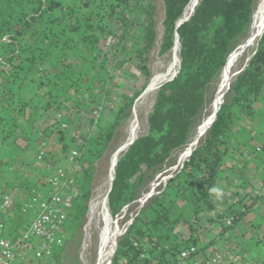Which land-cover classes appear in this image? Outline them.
<instances>
[{
	"label": "trees",
	"instance_id": "1",
	"mask_svg": "<svg viewBox=\"0 0 264 264\" xmlns=\"http://www.w3.org/2000/svg\"><path fill=\"white\" fill-rule=\"evenodd\" d=\"M143 1L0 0V41L7 51V61L10 64L8 70H0V78L5 77V82L17 85L19 89L28 84L36 92L46 94L48 101L45 108L51 102L60 105L63 101H59V98L66 91L89 92L92 95L94 82H90L88 75L95 72L98 65L104 66L105 55L108 53L101 49V45L108 42L113 31L109 29L106 19L115 20L116 16L121 22L124 31H121L118 48L124 47L134 26L133 19L126 17L125 10L134 3L137 12ZM190 1L163 0L164 34L161 54H170L178 37L180 68L172 80L159 88L155 104L148 116V132L139 136L119 158L112 189L108 194L109 211L114 218L141 197L165 165L176 163L174 157L178 151L194 143L229 55L252 26L257 0H200L189 19H185L184 12ZM148 5L149 12L141 24L144 26V47L140 54L152 49L158 37L154 5ZM181 20L183 21L179 24ZM7 34L13 35L15 44L7 45L2 42V37ZM46 44L54 45L56 49H51L52 52L49 47H45ZM17 48L19 53L16 55ZM50 54L64 65V70L52 76L51 71L38 68L49 63ZM68 56L75 59V62L67 64ZM100 56H103L101 64L98 62ZM53 64L49 67L56 71V65ZM145 66L144 63L145 74H148ZM31 73L34 76L38 74L39 79L33 77L30 81ZM86 81L88 84L83 86ZM19 91L10 87L6 93L19 94ZM141 92L118 106L113 119L101 126L100 135L85 136V145L80 149L83 167L77 177L78 190L73 221H70L74 225L73 236L85 222L88 213L90 185L94 176L92 161L102 157L109 149L117 130L124 125L127 114ZM20 99L16 109L24 115L27 106L35 108L40 105L39 102L35 104L34 97ZM262 99L264 28L258 37L257 48L249 57L244 70L230 84L205 139L184 161L176 176L169 178L164 194L170 190L177 195L184 194L200 211L215 209L216 202L222 198L215 197L212 189L217 187L225 157L229 152L228 138L235 119V110L253 117L257 113L256 104ZM43 100L44 96L41 102ZM92 111L89 114L92 115ZM0 120L3 122L4 116ZM3 126L4 133H8L10 128L5 123ZM58 126L59 122L56 121L50 135L61 133L64 137L65 130ZM8 136L10 138L12 133L9 132ZM72 140L75 142L74 138ZM12 143L11 140L7 145ZM64 145L68 146L66 143ZM63 153H68V150H63ZM26 188L32 191L30 184ZM164 194L153 198L143 207L136 215L135 222L128 226L129 230L118 239V249L116 253L114 251L115 256L113 253L112 264H121L124 260L127 264H180L184 261L181 258L183 250L197 245L198 241L194 236L187 241H181L179 224L183 213L173 217L171 211L176 199H165ZM243 200L240 201L243 203L241 209L234 205L229 207L234 218L233 226L252 209L256 199L249 194ZM226 215L227 213L221 214L213 219L222 224L225 232L230 229L225 224ZM141 254L145 256L141 257Z\"/></svg>",
	"mask_w": 264,
	"mask_h": 264
},
{
	"label": "crops",
	"instance_id": "2",
	"mask_svg": "<svg viewBox=\"0 0 264 264\" xmlns=\"http://www.w3.org/2000/svg\"><path fill=\"white\" fill-rule=\"evenodd\" d=\"M0 46L1 59L5 55L7 56V51L1 41ZM49 65L47 62L38 68L39 70L47 69V71H51V76L64 70L63 67L56 66V71H54ZM53 65L56 64L54 63ZM105 69L104 67V72ZM100 75L101 77L103 76V74ZM34 77L39 79L38 74ZM100 78L98 77L95 80L96 82L94 81L95 84L99 82V85L97 88H94L95 90L93 89L92 95L89 92L66 91L59 98V101L63 102L60 105L57 104L56 110L51 108L50 105L45 108L48 101L46 94L42 95L44 96V100L40 101L39 107L27 106L28 109L24 111L25 115L18 112L16 106H14L12 108L11 119L7 124V128H10L9 132L12 133L10 138L8 136L9 132L6 133L8 134L7 136L4 133V120L3 122L0 120V140L3 142L0 143L1 191L23 188L28 184L32 186V190L43 193L49 190L48 183L46 182L47 171L43 169V162L37 159L39 143L41 140L50 139L51 141L50 137L52 135H50V130L56 121L59 122L57 116L61 111L65 114L62 122L67 121L71 126L79 124V129H82L85 118L90 117V111L99 102L97 101L98 98L101 97V94L109 91L101 85ZM62 83L61 86L63 85ZM8 86L9 84L5 82V77L1 78L0 118L4 116L6 109L13 105L12 102H14L11 101L14 93H6L9 89ZM256 109L257 113L253 117H248L240 113V111L235 110V119L228 138L230 148L225 157L220 179L216 187L221 189V194L214 192L215 197H221L222 199L217 201L215 209L210 211H200L190 201L189 215L184 213L182 216L179 224L180 238L185 231L198 230V236L194 235V237L198 241L197 245L201 248L197 255H194L191 259L184 260L183 263L185 264H204L205 254H211L218 249L229 251L230 253V257H227L226 261L222 264H264V233H261V230L264 228V197H255L253 195L258 185H264V101H259L256 104ZM69 112L74 113L77 118L72 119L70 115H66ZM108 113H112V111ZM84 115L87 117H84ZM105 115L104 120L107 119ZM60 124L61 122H59L58 127H60ZM65 131L68 132L72 140L74 138L72 133L68 130ZM11 140L13 141V146L16 148L10 149L11 145L6 147V144ZM53 144L55 145L53 150H56L58 153L60 151L63 152L65 149L70 153V150L64 144ZM256 148H262L263 150L261 153L244 154L243 152L246 149ZM49 157L51 163L54 165H61L63 163L60 156H55L54 152L49 154ZM249 194L256 199L252 209L245 214L239 223L235 226H230V229L225 232L222 224L213 219L227 213L225 218L227 221L233 215L229 207L234 205L236 208L241 209L243 203L240 201H244V197L246 198ZM246 200L250 202V199L247 198ZM15 215L10 214L8 217V233L12 230L14 231V235L26 227L25 221H21L19 224L12 221ZM201 233L203 236H201ZM237 254L240 255L239 259L236 258Z\"/></svg>",
	"mask_w": 264,
	"mask_h": 264
},
{
	"label": "rangeland",
	"instance_id": "3",
	"mask_svg": "<svg viewBox=\"0 0 264 264\" xmlns=\"http://www.w3.org/2000/svg\"><path fill=\"white\" fill-rule=\"evenodd\" d=\"M258 1L259 0L256 1L254 12L256 10ZM148 3H151V5H154V20L156 22L158 37L152 49L144 51V53L140 54V51L144 47V42L142 40L144 26L142 27L141 24L143 23V21L145 20L147 16V13L149 12ZM140 7L141 8L137 10V12H135L136 6L134 3H131L130 7L125 10L126 17H128L130 20L131 18L133 19L134 26L131 30L130 36L127 38L125 42L124 47L118 48V46H120L118 43H119L121 31H124V28L122 27L121 22L116 19L117 18L116 16H114L115 20H111V18L106 19L107 23H109V29L111 28L113 31H112V36L109 38L108 42L102 43L101 49L104 50V52H107L108 54L106 53L107 55H105L106 58L104 60V66L100 67V65H98V69L95 72H91L88 75V79L92 83L96 79H98V77L99 78L101 77L100 74H103V76L100 78L99 81L102 82L101 85L104 88L106 87L110 91V94L108 91L107 93H105V95L112 96V100H111L113 103V108L111 110L112 113H107L105 115L107 116V119L102 121V125H105L107 121H110L113 119L116 113V110L120 104L125 103V101H128L132 97H135L136 93L142 91L141 94L138 96V98L135 100V103H134L135 105L136 101L144 94V92L148 88L149 83L151 82V80L153 79V77L155 76L157 72L158 74H168L169 75L166 81H164L165 83L171 80L176 75L179 69L180 63H177L176 61H172V52L170 54H165V55L161 54V44H162V39H163V34H164V26H163L164 2L163 0H144L142 4L140 5ZM188 17H185V18H188ZM248 33L234 50H236L238 47H240L244 43L245 39L248 36ZM45 47H49L50 50L56 49L54 45H50V44H46ZM256 48H257V41L252 47L251 55L256 50ZM51 51L53 52V50ZM251 55H249L246 59L243 60L244 63L242 62L240 69L238 73L234 76L232 82L237 78L238 74L244 70V67L247 65L248 59ZM102 57L103 56H100L98 59V62L100 64L102 61ZM111 58L112 60H110ZM48 61H49V64L55 63L56 66L64 68V65L60 63V61H58L53 54L49 55ZM70 62H75V59L68 56L66 58V63L68 64ZM144 63L146 65L145 69L148 71V74H145V70L143 67ZM104 67L106 68L105 72H104ZM33 77L34 75L33 73H31L29 80L30 79L32 80ZM87 84H88V81H86V83L83 86H86ZM92 84L94 85V88H97V86L99 85V82H97L96 84L95 83H92ZM219 86H220V80H219V84H217V87L215 88L214 96L209 100L211 101V103L208 105L206 109L205 116L203 117V121H204V118L209 114V112L212 109V104L215 100ZM10 87L15 88V90H20L19 91L20 93L19 94L15 93L12 95L11 101H14V102H12L13 105L9 106L5 111V114H4L5 125H7L11 119L12 108L14 106L18 107L20 103L19 101H21L20 97L23 100H27V99H30L31 97H34L33 101H35V104H37L38 102L40 103V101L42 100V93L39 91L36 92V90H34V87H32L31 85L27 84L19 89L17 85L9 84L8 88ZM225 96L222 99V101H224ZM156 97H157V94L155 97L151 98L150 109L141 113V124H140L141 130H139L138 137L143 134H146L149 130L148 116L150 112L152 111V108L155 104ZM261 101H264V99ZM133 107L130 109L129 113L127 114L124 125L121 126L117 130L115 138L112 141L109 149L103 154L102 157H99L96 160L92 161L93 166H94V171H93L94 176H93L92 183L90 185L91 199L89 202V209H88L89 214L87 213L85 217V222L80 228H78V230H76L77 234L75 236H73V229H74L73 222H68L67 224L62 226L60 230V235L63 238V242L60 247H57L54 250L53 256L49 259H45L40 262L33 260L32 263L30 264H95L96 258H97V249H98V244H99L100 233L103 229L102 227H104V218L107 215V212H105L100 202L103 199L106 193V189L108 187L107 177L109 173L112 154L121 146V144L124 143V141L128 137L127 129L129 128V123L132 118ZM202 125H203V122H202ZM198 135H199V132L196 135V139L194 143L192 144V146L186 147L183 150H180L175 154L174 158L176 159V163L171 164L172 163L171 162L165 165V168L159 173H157L156 176L152 179V181L149 183V185L147 186L146 190L141 195V197H139L133 203L125 207L120 212L118 217L114 218L111 215V213H108L110 214L111 218L116 221V226L121 230L122 234L127 230L129 221L132 218H134L143 207H146L150 203L149 201L159 196L160 194L165 193L169 178L177 174V171H175L174 173V170H173L174 167L179 163L180 159L183 156L185 159L186 153L189 152L190 149L194 147V144L197 140ZM50 138H51V141L50 139L49 140L47 139L46 141L48 142L50 146L51 153L54 152L55 156H58L60 154L62 155L64 153L62 151L58 153L56 150H53L55 148V145L53 143H57L59 145H63L64 143H66L69 145L67 146V148L70 151L76 146V143L71 140L67 131H64V137L61 136V133H55ZM1 142L2 140H0V143ZM6 147H8L7 144H6ZM13 147L16 148L15 146H13V144H11L10 149H12ZM189 155H187V157ZM168 172L171 174H169ZM109 190H110V187H109ZM170 191H167V193L164 194V198L165 199H173V198L176 199V202H174V205L172 206V211H171V214L173 215V217H176L180 215L181 213L183 214L185 213L186 215H189V212H190L189 208L191 205L190 200L184 194L177 195L176 192L174 191L170 192ZM149 194H152V196L146 201V203L144 205L140 204V201ZM91 202L96 203L94 211L91 210V207H90L92 206ZM138 205L141 207H139ZM88 217L90 218V220ZM29 219H30V215L27 212L22 211V212H17L16 215L13 217L12 221L18 224L21 221L22 222L25 221L26 222L25 224H27L29 222ZM9 233L12 234L14 233V231L11 230L9 231ZM248 237L251 238L250 235H248ZM113 253H112V257H113ZM31 256H32V253L30 255V258ZM112 257L110 260V264L112 263Z\"/></svg>",
	"mask_w": 264,
	"mask_h": 264
},
{
	"label": "built area",
	"instance_id": "4",
	"mask_svg": "<svg viewBox=\"0 0 264 264\" xmlns=\"http://www.w3.org/2000/svg\"><path fill=\"white\" fill-rule=\"evenodd\" d=\"M118 39V38H117ZM2 42L7 45L15 44L13 35L7 34L2 37ZM19 49L15 50V54ZM10 68L7 56L0 59V70ZM1 79V78H0ZM110 94V91H109ZM112 96L101 94L95 105L92 115L85 118L82 129L79 124L71 126L63 121L65 114L58 113V120L63 130L72 133L76 146L70 153L60 154L63 163L54 165L50 161L51 149L46 140L39 143L37 159L43 162V169L47 171L46 182L49 190L46 193L37 190H28L26 187L19 189L0 190V264H30L33 260L43 261L53 256L54 250L60 247L63 238L60 235L62 226L73 219L75 199L78 190V175L82 171L83 161L81 148L85 145V136L96 137L101 133L104 115L113 108ZM51 108L56 110V103H50ZM70 118H77L74 113H67ZM84 117H87L84 115ZM262 148L243 150L244 154L261 153ZM255 197H264V185H258L254 190ZM25 211L30 215L26 227L16 235H9L10 214ZM233 215L226 221L227 226L233 225ZM264 233V228L261 230ZM198 230H188L181 235V241H187L192 236H198ZM201 236L203 234L201 233ZM147 243V240H145ZM135 246H138L135 243ZM199 245H193L183 250L182 259H191L199 253ZM32 256L30 258V255ZM229 251L215 250L211 254H205L204 264H222L229 256ZM145 254H141L144 257ZM239 254L236 258L239 259ZM121 264H127L124 260ZM184 261H181L180 264Z\"/></svg>",
	"mask_w": 264,
	"mask_h": 264
},
{
	"label": "bare ground",
	"instance_id": "5",
	"mask_svg": "<svg viewBox=\"0 0 264 264\" xmlns=\"http://www.w3.org/2000/svg\"><path fill=\"white\" fill-rule=\"evenodd\" d=\"M199 1L200 0H191L190 1V3L187 5V7L185 9L184 17L190 16L195 11ZM263 28H264V0H259L257 3L256 10L253 14V25H252L249 33H248V36L245 39L244 43L230 54L229 60H228L227 64L225 65V68L222 72V76L220 79V86H219L218 92L216 94L215 100L212 104V109L209 112V114L207 113L208 115L204 118L203 125L201 127L200 132H199L197 140L194 144V147L192 149H190L189 152L186 153V157H187V155H189V153L191 154L192 151L194 149H196V147L200 144L201 141H203L205 139V135H206L209 127L211 126V123L214 120L218 109L220 108L222 99L224 98L230 83L232 82L234 76L238 73L243 60L246 59L249 55H251L252 47L256 43V41H257L258 37L260 36ZM176 43H177L176 46L172 50V61H176L177 63H180V46H179L180 43L178 41H176ZM248 61H249V59H248ZM179 68H180V65H179ZM178 71H179V69H178ZM177 73H176V75H177ZM168 77H169L168 74H158V72L155 74V76L153 77V79L149 83L148 88L146 89L144 94L136 101V104L133 107L132 118H131L130 123H129V128L127 129L128 130L127 139L112 154L109 173H108V177H107V183H108L107 186L108 187L106 189V193H105L103 199L101 200L98 197L101 200L100 204L104 208L105 212H107V215L104 218V227H102L103 229L100 233L99 244H98V249H97V258H96L95 264H110L112 253H113V251H115V249L117 247V242H118L120 235H122L121 230L116 226V221L111 218L110 214H108L110 212H109V206H108L107 193L109 191V187L111 186V182L113 181V178H114L116 164L119 161L120 156L130 147L131 143L138 138L139 130H141L140 129L141 113L150 109L151 98L156 96L159 88L164 83V81H166V79ZM152 105H153V103H152ZM186 157L184 159V156H183L180 159L179 163L173 169L174 173H175V171H178L182 167L184 161L186 160ZM171 169H172V167H171ZM169 174H171V173H169ZM105 182H106V180H105ZM101 192H99V193H101ZM151 196H152V194L145 196L140 201V204L144 205L146 203V201ZM96 199H97V197H96ZM91 203H90V205H91ZM95 206H96V203L93 202L92 206H90L92 211H94ZM139 207H141V206H139ZM135 217L129 221L128 226L134 221ZM89 220H90V218H89Z\"/></svg>",
	"mask_w": 264,
	"mask_h": 264
},
{
	"label": "water",
	"instance_id": "6",
	"mask_svg": "<svg viewBox=\"0 0 264 264\" xmlns=\"http://www.w3.org/2000/svg\"><path fill=\"white\" fill-rule=\"evenodd\" d=\"M191 15H192V14H191ZM191 15H190V16H191ZM190 16H189V17H190ZM189 17H188V18H185V19H189ZM182 21H183V20H181V21L179 22V24H181ZM176 41L179 42L178 37H177V40H176ZM180 62H181V61H180ZM171 80H172V79H171ZM133 143H134V141L131 143V145H132ZM200 145H201V143L196 147V149H197ZM196 149H195V150H196ZM126 151H127V150H126ZM117 163H118V162H117ZM116 166H117V164H116ZM175 176H176V175L172 176L171 178H174ZM171 178H170V179H171ZM170 179H169V180H170ZM113 180H114V178H113ZM112 185H113V181L111 182V186H110V190H109V192H110L111 189H112ZM108 194H109V193H108ZM107 197H108V195H107ZM117 217H118V216H117ZM134 222H135V221H134ZM134 222H133V223H134ZM129 228H130V227H129ZM128 230H129V229H128ZM128 230H127V231H128ZM127 231H126V232H127ZM126 232H124V233L121 235V237H122ZM121 237H120V238H121ZM118 244H119V240H118V242H117V248H116V250H115V253H116V251H117V249H118ZM115 253H114V256H115ZM113 258H114V257H113ZM112 263H113V261H112ZM112 263H111V264H112Z\"/></svg>",
	"mask_w": 264,
	"mask_h": 264
},
{
	"label": "clouds",
	"instance_id": "7",
	"mask_svg": "<svg viewBox=\"0 0 264 264\" xmlns=\"http://www.w3.org/2000/svg\"><path fill=\"white\" fill-rule=\"evenodd\" d=\"M212 191L217 193V194H221V189L220 188H213Z\"/></svg>",
	"mask_w": 264,
	"mask_h": 264
}]
</instances>
